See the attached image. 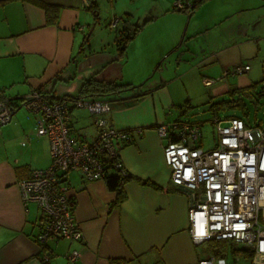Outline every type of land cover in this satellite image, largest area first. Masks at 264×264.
I'll return each mask as SVG.
<instances>
[{"label": "crops", "instance_id": "obj_1", "mask_svg": "<svg viewBox=\"0 0 264 264\" xmlns=\"http://www.w3.org/2000/svg\"><path fill=\"white\" fill-rule=\"evenodd\" d=\"M40 1L58 7L55 23H47L44 9L33 2L0 0V99L16 107L0 126V264H68L72 249L79 251L76 264H197L217 258L191 240L190 199L171 184L155 126L194 123L186 118L192 110L188 89L181 86L179 93L174 87L187 76L206 88L211 120L216 115L223 123L240 113L213 110L211 103L229 100L232 91L246 103V96L264 88V0H202L188 10H176L178 0H97L93 8L88 0ZM122 34L132 39L119 51ZM237 65L249 70L225 75ZM89 79L133 86L102 100L110 105V126L143 129L141 137L118 146L120 163L134 179L123 185L125 198L115 205L116 194L104 180L68 173L82 239L41 243L40 212L35 204L25 210L18 182L50 164V148L34 133L37 115L19 105L33 91L49 99L79 96ZM204 79L212 83L205 86ZM69 116L73 136L95 137L85 110L72 107Z\"/></svg>", "mask_w": 264, "mask_h": 264}, {"label": "built area", "instance_id": "obj_2", "mask_svg": "<svg viewBox=\"0 0 264 264\" xmlns=\"http://www.w3.org/2000/svg\"><path fill=\"white\" fill-rule=\"evenodd\" d=\"M96 2L97 0H88ZM189 2L175 1L184 10ZM118 20L111 21L112 28ZM248 65H237L225 73L240 75ZM212 80L204 79V85ZM8 98L0 99V126L8 123L16 108ZM36 116L34 133L49 142L50 164L33 169L18 182L25 210L35 204L41 220L38 241L64 238L82 239L76 225L65 176L76 172L85 180H104L106 167L125 173L119 159V144H127L143 134L142 128L117 130L110 126L106 100L84 97L49 99L33 91L21 105ZM85 110L93 118L95 137L70 133V110ZM216 139L210 148L199 145L200 125L186 121L159 123L157 136L164 142L163 158L169 168L171 184L185 190L190 199L189 231L194 245L209 241L232 240L250 249L249 264H264V129L232 118L225 123L214 116L210 121ZM108 161V164L106 162ZM48 254L42 261H48ZM79 251L72 249L68 264H76ZM197 264H226L224 258H204Z\"/></svg>", "mask_w": 264, "mask_h": 264}, {"label": "trees", "instance_id": "obj_3", "mask_svg": "<svg viewBox=\"0 0 264 264\" xmlns=\"http://www.w3.org/2000/svg\"><path fill=\"white\" fill-rule=\"evenodd\" d=\"M28 1L33 2L44 9L46 14L45 20L47 21V23L56 22L55 18L57 16L58 7L47 5L41 2L40 0H28ZM187 2L190 3V6L184 10H188L196 7L199 3L202 2V0H187ZM94 3L95 2L90 3L89 5L90 8L94 7L93 5ZM93 12L95 13V11ZM130 39H132V35L128 34L127 36L122 34V36H120L119 39L116 40L119 51L125 50ZM130 88H133V86L129 87V85H122V84L117 85L115 83L101 82L94 79H89L82 84V88L80 90L79 96H74V97L71 96L69 98L84 97V98H91L93 100L106 99V98L114 97V95L122 91H126ZM234 94H236V92L234 91L230 92V95L228 96L229 100L226 101L222 100L218 103H211L210 108H214L213 110L216 111L236 110L240 114L231 115L230 118L231 119L239 118L240 120L242 119V121H244L246 124L249 125L250 123L248 122V111L246 109L247 105L242 101V99L240 98L235 99L233 96ZM256 94H257L256 96H258L259 98H264V88H261L259 92L258 91L256 92ZM256 102L258 103V101ZM213 113L216 112L214 111ZM253 125L260 127V125L256 121H254ZM106 164H108V161L106 162ZM104 176H105L104 181L106 184V188L112 192H115L116 194V198H115L116 201L114 204L119 205L122 202V200H124L123 198H125L123 185H125L128 181L134 178L131 175L126 174V172L123 173L122 175L118 172V170L113 169L111 165V161L106 167V174H104ZM141 183L144 184L145 186L146 185L152 186L151 183L149 182H141ZM70 199H72V201L74 200L73 195H71ZM73 202L75 204V201ZM208 244H209V253H211L217 258H226L227 257L226 255L229 253L233 255L239 253V255H241L243 258L249 260V262L251 260L252 251L247 248H237L236 244L233 243L232 240L229 239L220 240V241L214 240V241H209ZM112 264H119V263L118 261H112Z\"/></svg>", "mask_w": 264, "mask_h": 264}, {"label": "rangeland", "instance_id": "obj_4", "mask_svg": "<svg viewBox=\"0 0 264 264\" xmlns=\"http://www.w3.org/2000/svg\"><path fill=\"white\" fill-rule=\"evenodd\" d=\"M109 17L110 16L108 14L103 16V20L101 21V23L104 27L106 26V19H108ZM181 64H184L186 66L185 63ZM181 86L186 87V89H188L190 93V96H188V98L190 99L189 102L192 106V110H187L188 115L186 116V118L187 120L193 121L194 123L197 122L196 124L199 123L198 125L202 124V126H200V135H202V137L199 139V142H201V147L206 149L210 148V146H212L214 143L213 138L215 140L216 137L215 133H213L212 131L211 122H209L211 121L212 116L209 110H207V96L205 94L206 88H204L202 85L199 86L197 84L192 83V80H190L189 76L185 77L182 81H178V83H176V85L174 86L176 88L179 87V93H181ZM244 100L246 101L247 105L246 109L248 111V121L252 123L256 121L260 125V127L264 129V98H259L258 96H246ZM256 101H258V103ZM22 109L25 110L24 108ZM197 246L198 251H200L201 253H209L208 242L202 243ZM236 247L245 248V246L241 244L236 245ZM227 258L228 264H249V260L243 258L241 255H239V253L234 255L229 253L227 254Z\"/></svg>", "mask_w": 264, "mask_h": 264}]
</instances>
